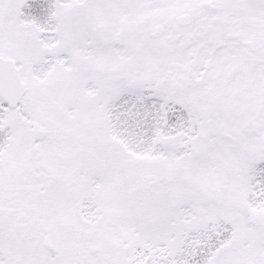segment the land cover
Returning a JSON list of instances; mask_svg holds the SVG:
<instances>
[{
    "label": "snow or ice",
    "instance_id": "6c2138e0",
    "mask_svg": "<svg viewBox=\"0 0 264 264\" xmlns=\"http://www.w3.org/2000/svg\"><path fill=\"white\" fill-rule=\"evenodd\" d=\"M0 264H264V0H0Z\"/></svg>",
    "mask_w": 264,
    "mask_h": 264
}]
</instances>
